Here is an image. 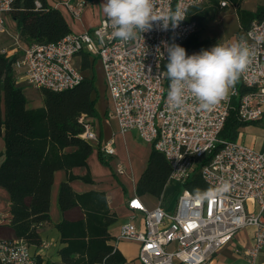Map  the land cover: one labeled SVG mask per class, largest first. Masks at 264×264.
<instances>
[{"label":"built area","instance_id":"1","mask_svg":"<svg viewBox=\"0 0 264 264\" xmlns=\"http://www.w3.org/2000/svg\"><path fill=\"white\" fill-rule=\"evenodd\" d=\"M13 1L0 0V33L5 30L4 16ZM206 2L157 0V14L180 8L185 19L167 29L162 27V21H153L151 29L127 41L112 35L103 15L90 32H70L56 43H33L10 53L1 50L6 56L17 54L12 67L15 74L21 73L27 86L52 92L73 89L82 81L76 57L83 53L97 57L109 101L107 119L116 121L119 134L133 131L161 153L170 168L168 182L178 187L220 145L198 170L211 188L206 198L181 189L173 212L165 210L161 200L153 207L136 195L127 201L131 221L140 213L142 226L136 229L131 221L125 223L117 239L139 245L137 260L141 264H207L237 231L246 227L254 229L251 245L242 251L247 262L257 264L264 255V154L238 141L219 139L229 111H236L243 122L257 121L264 114V16L251 22L247 30L239 31L238 42H245L252 52L251 62L237 80L248 92L239 95L238 88L232 86L227 99L210 109H201L189 94L184 108L172 107L167 99L170 81L165 73L168 61L164 45L181 46L195 33L194 22L188 21L189 11ZM86 4V0H67L63 7L78 19ZM35 5L39 7L38 2ZM220 7L235 10L227 1L220 2ZM80 121V137L88 143H98L88 119L81 117ZM98 150L103 158L114 156L113 140ZM115 172L124 175V166L117 164ZM225 184L226 190L220 191ZM248 201H253L258 213L246 210ZM47 246L42 242L39 248ZM0 264H34V258L25 241L6 240L0 242Z\"/></svg>","mask_w":264,"mask_h":264},{"label":"trees","instance_id":"2","mask_svg":"<svg viewBox=\"0 0 264 264\" xmlns=\"http://www.w3.org/2000/svg\"><path fill=\"white\" fill-rule=\"evenodd\" d=\"M222 1L235 8L239 31L247 30L251 22L264 16V5H258L252 12L240 8L241 0H207L189 11L188 21L194 22L196 30L181 45L187 52L202 50L210 43L209 40H200L199 34L210 13L217 15L228 9L220 7ZM35 2L39 3V7ZM5 15L10 18L24 46L56 43L70 33L62 14L48 0H14ZM16 58L17 54L6 56L0 50V137L5 145L0 163V187L10 197V227L16 238L25 241L28 246L40 244L38 229L50 221L48 212L53 175L58 170H64L67 180L60 186L59 207L61 211L80 207L84 218L63 220L56 225L63 245L59 249L63 264H123L125 258L108 244L112 237L107 228L116 217L110 213L104 193L89 191L77 194L69 185L77 178L71 170L85 167L92 153V146L80 137L83 131L80 119L97 116L94 79L87 74L93 69L95 59L83 53L82 81L73 89L62 92L41 89L43 105L28 109L12 67ZM248 91L239 85V95ZM258 122H243L238 119L236 111L231 110L219 139L235 142L241 128ZM219 148L220 145H217L200 161L188 181L178 187L179 191L186 189L193 194L211 191L198 170ZM169 172L164 156L151 147L146 166L136 181V196L148 195L160 199L168 183ZM81 180L91 182L88 174ZM35 264H40V260L36 259Z\"/></svg>","mask_w":264,"mask_h":264},{"label":"crops","instance_id":"3","mask_svg":"<svg viewBox=\"0 0 264 264\" xmlns=\"http://www.w3.org/2000/svg\"><path fill=\"white\" fill-rule=\"evenodd\" d=\"M57 10L60 11L64 17L67 26L71 33H83L90 32L94 29L100 22L104 13L102 10L103 3L101 0H93L92 2H87L83 8L80 18L74 19L69 14V12L63 7V2L67 0H48ZM94 5H90L92 3ZM90 3V4H89ZM258 5H264V0H241L240 8L248 11H255ZM234 17L235 28L233 31H226L225 28L219 27L222 17L221 12L216 15L213 21L204 22L203 30L199 34L200 40H209L210 43L203 49H211L216 44H227L238 42L239 36V25L237 20V15L235 10L228 8L227 13ZM213 13H210L212 15ZM214 15V14H213ZM208 16V17H209ZM220 16V17H217ZM208 19V18H207ZM12 28L14 30V35L17 36L15 27L11 22ZM199 52L201 50H198ZM81 57L82 54L75 58L74 62L76 66L81 69ZM90 59L92 57L88 56ZM21 78V73H16V83L22 87V92L27 100L26 107L28 109L39 108L43 105L41 104V94L40 100L30 102L26 95V90L29 88ZM235 87H239V83L236 81ZM94 96V95H93ZM97 99V98H96ZM109 101L103 103V106H99V103H95V109L97 111V116L92 119H88L91 123L94 132L98 137V143H89L92 146V153L86 161L85 167H75L71 170V174L77 177L69 182L71 189L77 193L82 194L89 191L103 192L107 201V207L110 213L115 214V221L110 224L107 228L109 235L112 239L108 244L112 245L117 249L122 256L125 258L123 264H141L137 260L139 245L136 242L118 240V234L120 228L125 223L131 221L132 213L127 209V201L135 194V185L139 176L143 172H138L134 174L132 164L130 162L129 151L131 147L140 148L135 145V138L137 135L135 132L130 131L125 134L118 133L117 123L114 119H107L106 110L108 108ZM264 114L259 119L256 125L246 126L239 130V135L237 141L254 148L264 154V128L259 129V125L264 124L262 122ZM258 125V126H257ZM251 128V129H248ZM244 129V131L242 130ZM243 131V134H242ZM246 135L245 140L240 141L239 137ZM244 138V137H243ZM113 140V148L115 150L114 156H107L105 158L101 157L98 147L104 143ZM135 149V150H136ZM5 150L4 141L0 137V163L3 160V154ZM150 150L146 152V163ZM111 159V160H108ZM123 159V160H119ZM126 160V161H125ZM123 161V162H121ZM117 164H121L125 168L124 175L125 179L131 182L132 187L126 188V184L122 181L123 179L112 178L110 175L118 174L115 172ZM146 166V165H145ZM144 170V169H143ZM141 171V170H140ZM140 173V174H139ZM89 175L91 182H85L81 180L82 177ZM123 178V177H121ZM67 180V173L64 170H58L53 175V182L50 190V200H49V223L42 224L38 231L41 242L48 244L46 248H39L35 245L29 246V251L34 258V264L36 259L40 260V264H63L61 257L59 255V249L63 246L60 242V234L56 228V225L63 220L67 221H78L84 218V213L80 207H73L71 209L61 211L58 204V193L60 186L63 182ZM162 196V195H161ZM145 205L148 206L149 198L151 196L145 195L139 197ZM10 197L8 192L0 187V242L6 240L17 239L13 229L10 227ZM150 207V206H148ZM165 210H167L165 208ZM246 210L251 213H258L257 206L253 201H248L246 203ZM168 211V210H167ZM142 215L140 213L135 214V218L131 221L136 229H140L142 226ZM254 229L252 227H246L237 231L231 240L223 245L214 255L211 256L207 264H249L242 254L243 249L249 247L252 243ZM257 264H264V255H261Z\"/></svg>","mask_w":264,"mask_h":264},{"label":"clouds","instance_id":"4","mask_svg":"<svg viewBox=\"0 0 264 264\" xmlns=\"http://www.w3.org/2000/svg\"><path fill=\"white\" fill-rule=\"evenodd\" d=\"M112 35L123 41L136 38L152 28L153 21H162V27L175 28L185 19L184 11L167 10L157 14V0H106L101 4ZM167 50L166 76L170 81L167 99L174 108H184L186 94L201 109H210L228 97L240 74L251 62L252 52L245 42L216 44L211 49L187 55L178 44H165ZM223 185L220 191L226 190ZM206 198V193H198Z\"/></svg>","mask_w":264,"mask_h":264},{"label":"rangeland","instance_id":"5","mask_svg":"<svg viewBox=\"0 0 264 264\" xmlns=\"http://www.w3.org/2000/svg\"><path fill=\"white\" fill-rule=\"evenodd\" d=\"M106 0H101L100 3L105 2ZM90 4V3H89ZM95 3L93 2L90 5H94ZM227 10H224L220 13L222 20L221 23L219 25V27H223L225 28V30L227 31H233L235 28V20L234 17L231 16L229 14V12L227 13ZM218 15V14H217ZM220 17V16H217ZM216 18V14H212L208 17V19H206V21H213ZM4 32L0 33V50H6L8 53L12 52V50L14 48H17V50H19L20 46H24L21 44L19 38H17V42L15 40L16 36L14 35V30L12 28L11 25V20L10 18L7 17V15L4 16ZM95 59V63H94V67L93 69L88 70V73L90 76L93 77L94 79V96L97 98L96 99V103H99V106H103V103L105 105V102L108 101V98L106 96V91H105V84H104V80H103V74H102V69H101V65L99 62V59L97 57H92ZM26 95L28 97V99L30 100V102L34 101V103H36L35 101H38L42 98H40V89H34L32 87H29L26 90ZM40 98V99H39ZM42 100H41V104H42ZM262 122L264 124V116L262 118ZM258 126V125H257ZM263 126V125H262ZM261 125L258 126L259 129L264 128ZM245 129V128H244ZM244 129H242L244 131ZM251 129V128H248ZM242 131V134H243ZM244 137V138H243ZM246 135L239 137L240 141L245 140ZM135 145L140 147L138 149L131 147L130 151H129V157H130V162L132 164L133 167V171L134 174H137L138 172H142L143 169L145 168L146 165V152L148 155V152L150 150V145L144 143L143 141H141L138 136L137 138H135L134 140ZM93 143V142H92ZM136 149V150H135ZM111 160V159H108ZM119 160H123V159H119ZM126 161V160H125ZM123 162V161H121ZM141 170V171H140ZM139 173V174H140ZM112 178H114V180L120 178L123 179L122 181L124 182V184H126V188H131V182L127 179H125V176H116V175H110ZM123 177V178H121ZM178 194H179V189H178V185H176L173 182H168L160 199H156L154 197L149 198V204L148 206L153 207L155 206V204L161 200L162 202V206L164 208H166L168 211L173 212L175 205H176V200L178 198Z\"/></svg>","mask_w":264,"mask_h":264},{"label":"water","instance_id":"6","mask_svg":"<svg viewBox=\"0 0 264 264\" xmlns=\"http://www.w3.org/2000/svg\"><path fill=\"white\" fill-rule=\"evenodd\" d=\"M87 2H92L93 0H86Z\"/></svg>","mask_w":264,"mask_h":264}]
</instances>
